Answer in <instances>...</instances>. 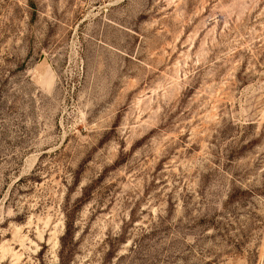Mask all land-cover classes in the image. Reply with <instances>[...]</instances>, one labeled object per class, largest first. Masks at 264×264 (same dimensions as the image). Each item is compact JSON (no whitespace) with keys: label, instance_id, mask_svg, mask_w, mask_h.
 <instances>
[{"label":"rangeland","instance_id":"obj_1","mask_svg":"<svg viewBox=\"0 0 264 264\" xmlns=\"http://www.w3.org/2000/svg\"><path fill=\"white\" fill-rule=\"evenodd\" d=\"M0 264H264V0H0Z\"/></svg>","mask_w":264,"mask_h":264}]
</instances>
